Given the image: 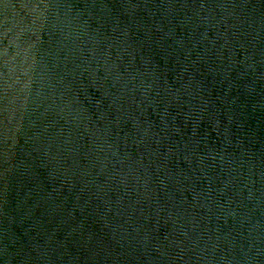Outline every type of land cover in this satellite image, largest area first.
Listing matches in <instances>:
<instances>
[{
    "label": "water",
    "instance_id": "1",
    "mask_svg": "<svg viewBox=\"0 0 264 264\" xmlns=\"http://www.w3.org/2000/svg\"><path fill=\"white\" fill-rule=\"evenodd\" d=\"M0 264H264V0H0Z\"/></svg>",
    "mask_w": 264,
    "mask_h": 264
}]
</instances>
